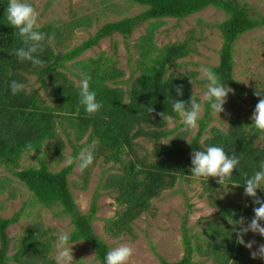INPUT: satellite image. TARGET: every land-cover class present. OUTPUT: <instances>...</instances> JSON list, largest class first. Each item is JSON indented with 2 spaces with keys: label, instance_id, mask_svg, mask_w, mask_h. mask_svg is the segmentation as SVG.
Returning <instances> with one entry per match:
<instances>
[{
  "label": "trees",
  "instance_id": "obj_1",
  "mask_svg": "<svg viewBox=\"0 0 264 264\" xmlns=\"http://www.w3.org/2000/svg\"><path fill=\"white\" fill-rule=\"evenodd\" d=\"M128 1L145 8L103 23L92 35L73 46L69 41L76 28L91 26L97 16L86 14L67 22L55 20L40 25L38 31L46 36L44 51L38 54L45 62L41 68L12 54L14 49L24 45L7 22L9 0H0V167L17 177L42 206H59L60 214L68 215L73 226L69 243H87L100 264H106V253L110 248L92 226L98 210L99 191L95 190L88 212L80 213L68 181L76 164L68 166L65 163L56 171L49 169L48 155L63 159L65 143L59 137L57 126L71 148L69 158L76 157L89 145L94 152L93 164L100 160L112 168L118 166L119 170L107 172L105 179L99 182L100 189L114 194L118 206L115 216L105 219V232L112 236L130 233L134 221L150 209L153 199L172 189L178 180L193 177L190 169L194 149L220 146L228 155L239 159L237 169L224 183L235 189L238 195L243 194L242 183L258 170V162L264 159V147L255 143L264 134L254 129L252 121L238 116L228 122L225 130L212 126V135L203 138L201 144L199 140L212 112L206 101H203L204 112L196 134L185 141L187 130L179 129L184 125L177 121L180 117L172 111V102L175 99L190 100L193 73H176L170 68L179 65L177 61L188 56L192 48L188 40L163 45L154 41V32L165 18L179 21L209 6L221 9L226 18L217 25L223 39L219 63L210 69L227 87L236 84L232 75L235 41L243 33L264 26V14L254 10L250 13L248 3L238 0ZM145 21L148 29L134 44L136 56L132 73L136 76L127 87L119 85L124 71L117 66L116 41L113 43V57L101 51L96 57L80 58L100 40L115 33L124 40L128 39L132 31ZM82 74L91 77L90 90L96 93L97 102L102 104V108L91 116L79 103L77 84ZM31 75L39 85L28 89ZM13 80L24 84V89L16 95L10 89ZM177 85L183 86V96H177ZM256 91H249L255 105L259 99L254 95ZM197 100L199 102L198 97ZM146 106L154 107L155 112L148 114ZM160 112L174 120L175 126L169 128L168 121L163 122L158 115ZM140 138L152 143L150 151L140 144L137 140ZM48 148H51L50 153L46 150ZM24 154L36 160V165L22 167ZM82 172L85 185L89 167ZM199 179L203 186L201 195L204 196L205 191L210 197L209 203L218 208L217 217L206 223L200 236L190 233L188 214H185L181 225L182 257L175 262L161 257L159 264H198L192 258L195 249L212 264H234V261L243 260L242 245L236 243V234L228 218L238 220L241 216L249 218L254 214L251 198L246 197L243 203L233 199L226 202L215 194L220 186L212 181L215 178ZM3 187L4 181L0 179V191ZM258 195L264 197V191L258 190ZM184 197L187 201L186 194ZM187 206L191 207L189 203ZM22 212L20 208L9 217L0 215V264H10L11 260L19 264H55V259L49 255L56 239L54 229L44 227L41 222L27 226L18 239L16 251L8 255L11 238L7 229L19 221Z\"/></svg>",
  "mask_w": 264,
  "mask_h": 264
},
{
  "label": "rangeland",
  "instance_id": "obj_2",
  "mask_svg": "<svg viewBox=\"0 0 264 264\" xmlns=\"http://www.w3.org/2000/svg\"><path fill=\"white\" fill-rule=\"evenodd\" d=\"M238 1L247 2L250 13L254 10L264 14V0ZM25 2L32 4L37 9L40 25L55 20L67 22L86 14L93 17L94 15L97 16L96 20L93 19L91 26L76 28L72 39L69 41L70 46L78 44L92 35L95 29L103 23L133 15L145 8L128 0H25ZM225 18L226 14L221 9L209 6L183 20L165 18L163 24L154 32V41L157 45L182 40L189 41L192 52L178 60L177 62L180 64L172 66L170 70L186 75L193 73L190 80L191 88L202 104L200 118L204 112L201 97L207 90L208 84V81L202 76V72L205 68L216 66L219 63V49L223 39L217 25ZM147 25V21L141 23L126 40L116 33L111 37H106L100 40L96 46L85 51L80 58L96 57L101 51L113 57V43L116 41L118 48L115 55L118 61L117 66L124 71V75L119 78L122 81L119 85L125 88L131 84L136 76V73H132L136 56L134 44L141 35L146 33ZM233 62L232 75L236 84L227 85L231 91L227 97V103L224 105L225 111L220 114L211 112V118L204 130L203 137L199 140L201 144L203 138L212 135L210 130L212 126L225 130L228 122L237 116L252 121L251 115L255 103L252 101L249 91L262 90L264 92V26L243 33L235 41ZM38 85L39 82L36 81L35 76L31 75L28 89L38 87ZM177 121L180 123L181 119L179 118ZM167 125L169 128L174 127L175 121L169 119ZM179 129L186 128L183 126ZM197 130L198 127L194 130H187L185 141H189ZM57 132L59 137L63 139L65 147L63 159L48 155V166L52 171L60 169L69 159L71 152L66 137L59 126H57ZM84 140L85 138L82 141ZM137 140L147 151L152 149L153 146L150 141L141 138ZM255 143L257 146L264 147V136L257 138ZM46 150L50 153L51 148ZM32 154L30 153V155ZM30 155L24 154L21 160L22 167L36 165V160L32 159ZM114 166L115 168H112L110 164H104L100 160L90 165L88 181L84 185L83 172L75 165L73 172L68 176V181L80 213L88 212L95 190L98 189V210L92 221L93 229L109 246L110 250L121 244H128L133 247L134 254L128 264H159L161 257L169 262L178 261L184 251L181 230L184 215L188 214L187 225L190 228V233H196L200 236H202L201 231L206 223L217 217L218 208L209 203L210 197L205 191L204 196L201 195L203 191L201 180L193 176L188 180H178L172 189L163 191L158 198L153 199L150 209L134 221L130 233L112 236L105 232V219L115 216L118 206L113 198L114 194L100 189L99 182L105 179L107 172L119 170L117 165ZM0 179L4 181V187L0 191V215L9 217L20 208L23 209L19 221L7 229L11 238L8 255L11 256L16 251L18 239L24 229L32 222H41L44 227L54 229L56 239L52 251L49 253L50 257L54 258L56 234L61 230L70 232L73 228L69 216L60 214L59 206L52 208L42 206L26 186L2 166L0 167ZM212 181L217 182V179H212ZM237 193L235 189L226 184L220 185L215 190V194L220 198L222 197V200L226 202L231 199L245 202L246 196ZM185 194L187 201L184 197ZM187 203L191 207H188ZM251 239H255L258 243H264V237L258 234L248 233L245 236V240ZM70 244H72L73 264H100L95 259L93 249L87 243L79 241ZM193 245L195 247V244ZM241 249L243 260L234 261V264H264V259H252L250 250L243 245ZM192 258L198 264H212L210 259L201 255L196 249ZM10 264L19 263L11 260Z\"/></svg>",
  "mask_w": 264,
  "mask_h": 264
},
{
  "label": "clouds",
  "instance_id": "obj_3",
  "mask_svg": "<svg viewBox=\"0 0 264 264\" xmlns=\"http://www.w3.org/2000/svg\"><path fill=\"white\" fill-rule=\"evenodd\" d=\"M6 19L8 24L16 30L24 45L14 49L12 54L21 61H29L33 67H44L45 62L38 54H42L44 51L46 36L38 31L40 24L38 23L39 13L37 9L25 0H9L6 8ZM202 76L208 81V84L201 100L210 105L213 113L224 112V105L227 103L231 89L225 87L220 81V77L210 68H205ZM90 80L89 75L82 74L81 80L77 84L79 103L89 116L94 115L102 108V104L96 100V93L90 90ZM10 89L12 94L16 95L24 89V84L13 80ZM176 94L183 96L182 85L176 86ZM254 95L259 99L251 115V125L257 132L264 134V94L257 90ZM146 111L151 114L155 112V108L146 106ZM172 111L178 114L186 130H194L198 127L202 104L198 102L193 90V95L188 102L179 99L173 100ZM158 115L162 117L163 122L169 120V116L165 112H160ZM93 161V149L84 147L76 157L69 158L66 164L71 166L75 163L81 171H84L93 164ZM239 163L240 161L235 155H228L222 147L209 146L205 150H193L190 170L194 177H202L206 180L209 177L216 178L217 183L223 185L226 179L231 178ZM257 168L258 170L242 183L244 196L251 198L254 215L250 219L243 216L238 220L228 218V222L236 234V243L249 249L252 259H264V243H258L255 239L245 240L248 233L264 237V223H262L264 222V197L258 195V190L264 191V159L258 162ZM56 235L55 264H73L72 244L69 243L71 233L61 230ZM133 254V247L128 244H121L106 253L105 261L106 264H128Z\"/></svg>",
  "mask_w": 264,
  "mask_h": 264
}]
</instances>
